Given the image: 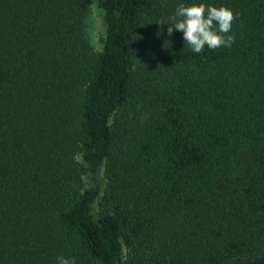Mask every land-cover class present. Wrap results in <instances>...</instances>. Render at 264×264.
<instances>
[{
  "label": "trees",
  "instance_id": "trees-1",
  "mask_svg": "<svg viewBox=\"0 0 264 264\" xmlns=\"http://www.w3.org/2000/svg\"><path fill=\"white\" fill-rule=\"evenodd\" d=\"M95 1L98 50L82 0H0V264H264V0ZM181 3L235 42L169 36Z\"/></svg>",
  "mask_w": 264,
  "mask_h": 264
},
{
  "label": "clouds",
  "instance_id": "clouds-1",
  "mask_svg": "<svg viewBox=\"0 0 264 264\" xmlns=\"http://www.w3.org/2000/svg\"><path fill=\"white\" fill-rule=\"evenodd\" d=\"M235 19L233 11L225 6L181 3L172 16L161 19L157 24L168 25L169 36L174 30L182 32L184 42L195 53H200L205 46L211 50L231 47L235 42V36L230 34ZM76 162L87 166L82 157H78ZM56 264H75V260L61 255L57 257Z\"/></svg>",
  "mask_w": 264,
  "mask_h": 264
},
{
  "label": "rangeland",
  "instance_id": "rangeland-1",
  "mask_svg": "<svg viewBox=\"0 0 264 264\" xmlns=\"http://www.w3.org/2000/svg\"><path fill=\"white\" fill-rule=\"evenodd\" d=\"M86 12L84 15V30L85 36L88 44L93 50H98L103 37V27L101 23V10L97 6L95 0H82ZM119 121H121V112H118L115 117L110 118V123L112 124L113 130L119 134V138L123 141L128 135L126 133L122 134L119 128ZM120 149L122 148V143L117 144ZM100 209V205L96 202L94 204V210Z\"/></svg>",
  "mask_w": 264,
  "mask_h": 264
}]
</instances>
